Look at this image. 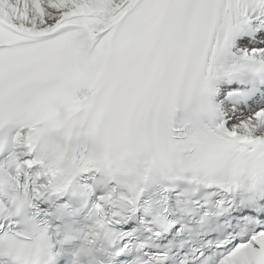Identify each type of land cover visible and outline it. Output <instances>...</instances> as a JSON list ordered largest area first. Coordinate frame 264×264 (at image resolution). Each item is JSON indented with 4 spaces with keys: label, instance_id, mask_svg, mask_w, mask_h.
I'll return each instance as SVG.
<instances>
[{
    "label": "snow or ice",
    "instance_id": "snow-or-ice-1",
    "mask_svg": "<svg viewBox=\"0 0 264 264\" xmlns=\"http://www.w3.org/2000/svg\"><path fill=\"white\" fill-rule=\"evenodd\" d=\"M0 264H264V0H0Z\"/></svg>",
    "mask_w": 264,
    "mask_h": 264
}]
</instances>
